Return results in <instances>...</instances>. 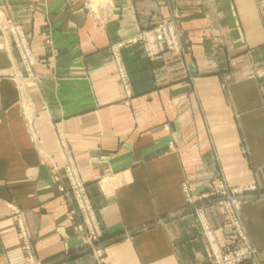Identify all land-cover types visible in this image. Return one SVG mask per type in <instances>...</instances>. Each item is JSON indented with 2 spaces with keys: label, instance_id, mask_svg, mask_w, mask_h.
Masks as SVG:
<instances>
[{
  "label": "crops",
  "instance_id": "0c3cea01",
  "mask_svg": "<svg viewBox=\"0 0 264 264\" xmlns=\"http://www.w3.org/2000/svg\"><path fill=\"white\" fill-rule=\"evenodd\" d=\"M0 0L37 57L31 72L0 31V264H211L202 208L223 251L239 245L216 181L236 202L264 264V10L259 0ZM180 17L184 55L148 58L127 41ZM124 43L119 46V44ZM122 73L124 80H122ZM62 137L102 229L103 259L79 252L62 171ZM57 168V169H55ZM189 195L196 199L188 201Z\"/></svg>",
  "mask_w": 264,
  "mask_h": 264
},
{
  "label": "built area",
  "instance_id": "2783aa9c",
  "mask_svg": "<svg viewBox=\"0 0 264 264\" xmlns=\"http://www.w3.org/2000/svg\"><path fill=\"white\" fill-rule=\"evenodd\" d=\"M11 24V33L14 37V42L17 44L19 52L21 53L23 67L28 73H30L37 59L30 52L23 29L18 24ZM156 26L157 22L153 23L150 28L154 29ZM151 29H145L142 33L143 35L141 34L140 36V38L144 39L145 51L148 56L157 55V53L163 48L178 49L179 46L176 43L171 42V40H174L175 38L173 34L168 36L165 30L163 37V34L159 32L161 27H156L154 29V31H157L155 34L152 33L153 29ZM136 40L137 39H135V41ZM163 41L166 44L165 46H163ZM122 80H124L123 75ZM60 144L65 155V165L62 171L55 170L53 175L54 181L63 182L62 191L65 193L70 205L69 217L74 225L75 234L80 238L82 244L79 252L91 253L96 261L101 263L103 259V245L101 241L102 229L100 222L93 209L92 202L86 190L85 182L80 176L78 166L74 162L73 155L62 137H60ZM214 185V189L209 193L203 194L199 200L215 198L219 204H225L229 216V225L235 227L237 238L239 239V245L235 251L229 253L228 251H223L220 248H217L213 243L212 229L205 218L204 211L202 208L196 209L202 231L211 245V264L243 263L250 259L253 254L248 246L236 209V202L245 196L244 193L246 190L234 188L228 189L225 183L220 180L216 181ZM184 191L188 201L194 203L196 199L189 195L186 185L184 186ZM14 218L26 259L33 264H38L36 262L34 240L28 229L24 214L19 209H16L14 211Z\"/></svg>",
  "mask_w": 264,
  "mask_h": 264
},
{
  "label": "rangeland",
  "instance_id": "374dc122",
  "mask_svg": "<svg viewBox=\"0 0 264 264\" xmlns=\"http://www.w3.org/2000/svg\"><path fill=\"white\" fill-rule=\"evenodd\" d=\"M106 1L107 0H92L93 9L94 10H98L100 8V7L99 8L97 7V5H98L97 2H102L103 3V2H106ZM259 1L263 5L262 9L264 10V0H259ZM1 15H3V14H1ZM1 15H0V31L3 32V33H6L9 36V38H10L11 42L13 43V46H14L16 52H17L19 60H20L21 64L23 65V60H22L21 53L19 52L18 46L14 42V37L12 36V33H11V25H12L11 23L12 22L10 23V21L7 18H5V16H1ZM155 22H157V26L156 27H161V30L159 32L163 34V37H164V32L166 30L168 36L173 34L174 37H175L174 40H171V42L176 43L179 46L177 50H175L174 48L173 49L163 48V49H161L159 51V53H157V55H159V54H161L162 52H165V51H171V52H175V53L184 55L186 39L184 38L183 33H182V29L180 27V17L178 16V13H174L172 16H169L168 18L157 17V18H155ZM155 22H153V23H155ZM147 29L149 30L151 28L149 27ZM154 29L152 31L153 34H155L157 32V31H154ZM144 30H141L140 32H138V34H136L134 37L129 39L127 41V43H129V44H131V43L140 44L142 46L143 50H144V53L146 54L145 45H144V41H143L144 39L140 38V36H141V34L143 33ZM23 32L26 35V32L24 30H23ZM26 38H27V44H28V47L30 49L31 54L37 59L34 50L30 46V42H29V39H28L27 35H26ZM135 39H137V40L135 41ZM123 44L124 43H121V44H119V46H121ZM165 45L166 44L163 41V46H165ZM157 55L148 56L146 54V56L148 58H151V57H154V56H157ZM236 248L237 247H234L231 250H228V253L235 251Z\"/></svg>",
  "mask_w": 264,
  "mask_h": 264
}]
</instances>
